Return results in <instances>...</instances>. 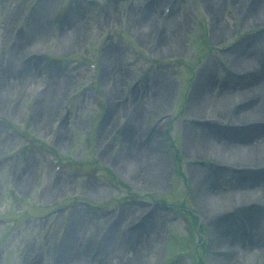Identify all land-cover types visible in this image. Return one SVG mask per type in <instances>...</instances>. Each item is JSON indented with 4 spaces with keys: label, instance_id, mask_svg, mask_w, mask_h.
Segmentation results:
<instances>
[{
    "label": "rangeland",
    "instance_id": "374dc122",
    "mask_svg": "<svg viewBox=\"0 0 264 264\" xmlns=\"http://www.w3.org/2000/svg\"><path fill=\"white\" fill-rule=\"evenodd\" d=\"M248 2L240 0L236 8L228 0H212L210 15L203 0H0V69L5 70L0 85L12 87L0 94V264H58L72 220L79 215L83 227L71 246L77 251L80 244L87 253L76 257L82 264H120L122 260L127 264H253L250 254L239 262L225 257L221 251L225 247L212 240L221 213L204 204L195 181L198 168L208 181L215 180L218 195L243 187L234 178V167L218 156L194 150L202 131L222 141L211 145L230 146L231 137L219 129L230 126L232 119L226 110L221 114L207 110L199 117L187 106L206 64L212 67V80L201 100L213 101L222 84L228 87L221 92L225 97L240 100L238 92L248 88L247 81L232 68L227 54L244 40H253V56L262 71L264 14L247 13L249 22L244 23L239 11L249 7ZM254 7L256 3L249 9ZM131 14L135 20L142 14L158 22L162 18L164 28L131 29ZM67 16L74 20L70 29L62 25ZM36 20L44 21L47 37L40 34L38 39L34 34ZM174 26L182 49L156 50L157 43L173 39ZM109 51L119 57L113 70L118 92L129 98L141 92L135 136L147 143L146 152L151 149L160 155L152 154L163 166L160 186L124 174L133 168L128 154L118 155L124 145L118 132L127 127L133 109L122 105L110 120L109 93L102 81L103 58ZM36 56H49L56 72L43 71ZM55 78L69 85L60 92L48 88ZM156 81L169 84L163 104L152 95L160 87L151 94L140 87ZM44 95L55 98L45 100ZM42 106L52 110L43 123L46 129L36 123ZM247 119L251 118L243 121ZM188 124L194 128L184 126ZM114 126L118 130L111 133ZM158 127L160 134L154 132ZM246 139L244 144L263 143V129ZM115 156H124L122 163ZM245 183L260 190L245 202L251 201V209L263 211L264 217V202L257 199L264 195V180ZM234 204L228 205L226 213L222 211L225 222L251 239L258 237L251 220L241 216ZM249 208L241 205L244 211ZM259 228L264 238V221ZM109 230L113 244L104 251L102 242ZM114 243L123 246L119 249Z\"/></svg>",
    "mask_w": 264,
    "mask_h": 264
},
{
    "label": "bare ground",
    "instance_id": "6f19581e",
    "mask_svg": "<svg viewBox=\"0 0 264 264\" xmlns=\"http://www.w3.org/2000/svg\"><path fill=\"white\" fill-rule=\"evenodd\" d=\"M240 0H228V2L233 5V7H236V4ZM204 5L210 12V15L213 14L211 4L212 0H203ZM245 2H248L245 0ZM256 3V7L251 11L249 9L250 5ZM247 8L242 7L239 11V13L242 15V18H244V23L249 22V16H247V13H250L249 15L251 16H257L259 14H264V0H249ZM237 8V7H236ZM246 12H245V10ZM149 11H145L147 14ZM146 14H142V18L135 20L134 16H129L128 18V25L131 29L134 28V26H141V29L148 30L151 27L159 25V27H163L164 25L162 24L164 20L161 18V22H158V20L154 19V16H147ZM153 14V13H152ZM74 15V12H70V16ZM136 15V14H135ZM154 15V14H153ZM67 16L63 19L62 25L65 27H68L73 23V18L75 16ZM138 16V15H136ZM76 19V18H75ZM40 26V27H39ZM43 26H46L44 21L40 23L38 20L35 21V26L33 27L34 34L39 39V35L43 34V37H47L49 34L46 35V33H43ZM47 27V26H46ZM215 28L217 29V25H215ZM70 29V28H69ZM219 29V28H218ZM140 30V29H139ZM171 32L173 34L172 40L171 41H162L161 43H157L155 47L156 50L159 51H168L175 49H182L183 47V41L181 38L177 37V34H179V30L176 26L171 28ZM76 31L72 34L71 37H69V40L72 42L74 37L76 36ZM143 33V32H142ZM145 34V33H144ZM35 36V37H36ZM140 36H144L141 35ZM37 42H35L36 44ZM253 40L246 41L244 40L242 43L237 45L231 52H228V56L230 59L231 66L234 70L240 71L242 74H240V78L245 79L246 81L245 84H247L246 87H248L245 90L239 91L238 102L236 101L237 98L235 97H230V96H224L221 92H224V90L228 89L223 88V84L216 89V97L213 99V101H202L201 96L204 95L210 88V81L212 80V67H210V64H206L205 68H202L200 73L198 74L197 79L195 80L193 87L196 85V88L194 89L193 92H196L191 98V101L188 102V109L192 112V114H196L197 116L200 117V114L203 113L204 111L207 110H213L217 114H221L226 110L225 115L229 116L232 121L230 122L231 125L227 127H218L219 130H223L224 136L231 137L230 146H223L224 148H217L213 145L212 143H222L221 140H218L216 136L211 134L209 131H202L199 134V141L196 142V146L194 147V150L199 151L200 153L207 154L210 153L212 155L218 156L220 159H222L223 163L228 164L229 166L234 167V178L239 180L238 183L242 184L243 187H236L233 192L231 193H224L222 195H218V191L216 188H214L215 185V180L210 179L209 181L207 178L203 175L200 174V171L198 168H196L194 174H195V181L197 185L200 186V198L204 201V204L206 203L207 205L211 204L212 209H217L219 211L218 213H221L220 219H217V224H214V232H212V240L216 241L221 246H224L225 249L221 250L225 252V257H228L229 259L231 258L232 260L235 259L236 262H239L238 259H242V256L244 254H250L252 256V263L253 264H264V238L263 235L260 234L262 233L259 225L260 222L264 221L263 217V211L259 212L260 210L257 209H251V206L253 203L250 201L245 202L246 200L250 198H255L256 194L255 192L260 191L259 189H251L246 187V180L247 179H253V180H264V142H253L251 144H244L243 142H246V137L251 136L252 134L258 132L260 129H263L264 131V75L261 76L260 74H264V65L262 67V71L258 70V62L256 63V58L253 56ZM256 52V50H254ZM259 54V52L257 51ZM119 59L118 54L116 52H106L104 54L103 58V63H102V69H104V73L106 70V74L102 77V81L104 85H106L108 93H109V113L110 115V120L113 121L115 117L118 115L120 111V107L122 105L129 106V108H132L133 111L129 117V121L127 123V127H124V129H119V132H122L123 134V139L124 140V145H122V149L118 155L122 154H128L127 156L130 157V161L132 164L133 170H131L126 174L131 180H137L139 179H146L149 181L150 184H156V185H162L164 184V176H163V166L157 161L156 157H160V155L155 154L150 150L149 152H146L144 149V146L147 145V143L143 141H138L137 137L135 136V128L136 125L138 126L139 123V112H140V106H139V97L141 95L140 93L135 94L133 98H129L124 96L123 94L119 93L118 90L116 89V84L115 82L116 77L114 74V68L116 65L117 60ZM21 60V59H19ZM23 62V61H22ZM32 62V61H31ZM24 63V62H23ZM28 64V63H26ZM31 66L33 63H30ZM19 66V63L17 64ZM25 66V65H24ZM104 66V67H103ZM0 77H2V74H5V70L0 69ZM240 72H236L239 74ZM12 73V72H11ZM103 73V71H102ZM55 81L52 80L51 84L48 85L52 86L56 90V92H60L65 89L69 84H66V80H57L56 78L54 79ZM29 82V83H28ZM28 85L30 87V81H28ZM54 82V83H53ZM161 82H154L152 84L146 83L144 85H140V87L144 86L145 88V93L151 94L155 93L157 89L160 87V91L156 92V94H152L153 98L159 103L163 104L165 102V97L166 93L168 90V83L165 81L162 83ZM218 86V85H217ZM9 88L12 87H7V86H1L0 85V94ZM37 90H41V88L36 86ZM256 91V93H254ZM55 92V93H56ZM248 92H251L250 96L247 98L244 97V95ZM258 92V93H257ZM244 97V98H242ZM45 100H51L52 98H55L53 96L51 98L50 95H44ZM58 96L56 95V100ZM42 102V101H41ZM43 103V102H42ZM210 104V105H209ZM212 107V108H211ZM42 112L38 116V121L37 126L40 129H46L43 125L46 120L52 113L51 109H45L43 106L40 108ZM127 109V108H126ZM112 111V112H111ZM124 112V111H123ZM109 113L104 117L103 122L105 118L109 116ZM244 118H251L244 120ZM218 124V123H217ZM215 125V124H214ZM222 125V124H221ZM186 128L189 126V128H194L192 125L188 124L187 126L184 125ZM103 127V126H102ZM118 127L114 126L113 133L114 131H117ZM161 130L159 127L154 130L156 134H160ZM149 133V132H148ZM148 133H146L148 135ZM112 134H110L111 136ZM108 135V137H110ZM256 135H254L252 138H255ZM245 140V141H244ZM255 140V139H254ZM190 139L188 136H186V145H190ZM227 141V140H225ZM227 147V148H226ZM234 151L236 152V155L233 154ZM122 153V154H121ZM152 154H155V160L152 159ZM117 156V155H116ZM115 156V157H116ZM114 157V158H115ZM119 158V159H118ZM121 157H116V160L119 161V163H122ZM152 159V160H151ZM115 160V161H116ZM254 163H251V162ZM250 162V163H249ZM125 165V164H123ZM122 166V164L120 165ZM127 166V165H126ZM251 166V167H248ZM254 166V167H252ZM248 167V168H246ZM143 176V177H142ZM245 181V182H244ZM148 184V183H147ZM212 188V189H211ZM215 193V194H214ZM257 199L261 200L264 202V195L261 194L260 196L257 195ZM239 201H241L239 203ZM233 203L234 205H238V209L236 211H239L241 216L248 217L253 225V228L255 231H258L259 236H254L251 237L245 235L244 233L242 234L241 230L235 227L229 226L224 220V214L223 212L226 213L228 210V205L232 206ZM203 204V205H204ZM248 205L249 210L244 211L241 209V205ZM223 211V212H222ZM262 214V215H261ZM79 215V214H78ZM213 222V221H212ZM215 223V222H214ZM83 221L81 220L80 215L73 218L72 224L70 225V230L67 232V240L68 244L63 248V254L61 255L62 250H60L59 257H58V264H82L84 263L82 259H79L76 257L80 255V253L84 256L87 254L85 253L82 245L79 244V248L76 251L74 246H71L72 243H74L75 235L79 233L81 228L83 227ZM213 224V223H212ZM262 229V227H261ZM257 235V234H256ZM114 239L113 234H111V230H109L106 238L103 240L104 243L102 242V248L104 247V251L109 250V246L112 244L110 243ZM118 239L115 238V241ZM110 241V242H109ZM71 243V244H70ZM104 245V246H103ZM114 247L121 248L123 245H118V243H114ZM75 249V250H74ZM106 254V252H105ZM111 255L112 257L116 258L115 254H108ZM228 255V256H227ZM81 258V256H80ZM121 258V256H119ZM73 260L70 261V260ZM238 260V261H237ZM92 262V260H90ZM120 264H127L126 261L122 260L119 261Z\"/></svg>",
    "mask_w": 264,
    "mask_h": 264
}]
</instances>
